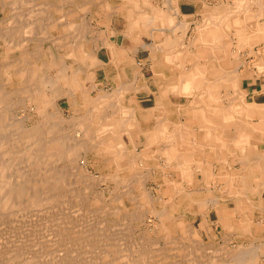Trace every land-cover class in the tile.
<instances>
[{
    "label": "rangeland",
    "instance_id": "rangeland-1",
    "mask_svg": "<svg viewBox=\"0 0 264 264\" xmlns=\"http://www.w3.org/2000/svg\"><path fill=\"white\" fill-rule=\"evenodd\" d=\"M72 1L0 0V264H234L238 257L264 264L262 207L251 203L255 212L235 210L231 218L225 215L224 225L214 214L233 204L237 194L227 196L230 189L213 187L207 197L211 189L195 198L178 193L175 199L164 190L160 172L152 169L157 158L149 165L136 159L147 142L131 150L125 132L123 148L119 140L95 133L104 135L102 124L113 110H94V97L99 91L111 93L117 83L97 69L85 82L88 88L96 86L84 102L63 81L72 70L63 72L57 65L69 59L66 45L75 43L80 28ZM207 1L210 7L220 2ZM202 17H195L188 40L209 21ZM86 21L84 35L92 39L93 26ZM59 23L73 27L65 32L56 27ZM231 36H224L226 42ZM102 46L99 54L108 58ZM85 62L73 67L85 69ZM34 71L40 72L36 81L27 75ZM21 72L26 75L15 76ZM71 93L75 98L68 100ZM119 152L125 165L114 161ZM166 173L173 180L175 172ZM243 218L244 227L237 222Z\"/></svg>",
    "mask_w": 264,
    "mask_h": 264
},
{
    "label": "crops",
    "instance_id": "crops-1",
    "mask_svg": "<svg viewBox=\"0 0 264 264\" xmlns=\"http://www.w3.org/2000/svg\"><path fill=\"white\" fill-rule=\"evenodd\" d=\"M92 1L95 0H73L70 10L77 18H80L81 11V17L89 19L92 26L99 30L101 39L98 40L97 55L102 61L87 70L77 69L71 64L70 76L75 77L77 72L79 82L63 81L72 86L78 100L86 102L91 97L87 94L89 89H93L96 83L88 88L85 82L97 75V69H104L108 77L116 80L117 88L111 93L99 91L94 97V110H113L107 118L112 121L102 124L104 135L95 132L100 135L98 137L119 140L123 148L125 144L121 142V133L125 132L129 136L128 149L131 150L136 149L140 141L147 142L136 159H140L143 165L140 156L144 153L156 157V168L153 170L164 175V179H160L165 181L164 190L169 184L173 196L177 192L179 195L186 194L187 198H195L211 188L212 192L205 193L207 197L214 192L213 187L219 188V192L225 188L230 189L225 191L227 196L232 198L237 193L235 196L238 197L242 191L239 194L250 204L255 203L264 210L261 191L264 190V0H245V6H248L245 12H236L220 25L221 28L224 25L227 27L224 28L228 32L227 37L232 35L231 43L226 42V37L218 30L213 37L207 36L210 30L206 29L189 40L188 35L193 23H197V15H202L204 19L210 15L220 20L237 10V2L242 0H220L214 7H210L207 0H101L105 4L97 8ZM155 31L163 37H155ZM103 44L109 52L108 58L99 54ZM127 44L134 48H127ZM181 72L185 75L196 72L197 75L194 74L191 79L195 84L193 95L183 93ZM124 84L130 87L125 88ZM71 94L66 96L68 100L72 96L75 98ZM208 95L215 99V105L204 101ZM196 96L204 98H200L199 107ZM74 105L75 102L71 108ZM128 109H133V112L128 113ZM216 110L229 112L231 117L219 118ZM212 111H216L215 117L205 120L206 112L211 115ZM122 115L126 120H121ZM212 126L216 129L214 136L206 130ZM106 132H109L108 136H105ZM157 142L161 143L156 145ZM181 153L190 155L191 160L186 163L178 161L177 156ZM162 159L166 160V165L158 162ZM114 161L120 166L125 163L124 155L119 152ZM209 167L210 179L204 175ZM185 170L191 173L187 179L184 177ZM171 171L175 172L173 180L165 174ZM243 171H247L248 175L237 178L238 173ZM225 173L235 177L232 181H223L219 175ZM172 182L179 188L178 191ZM188 187L191 188L189 192Z\"/></svg>",
    "mask_w": 264,
    "mask_h": 264
},
{
    "label": "bare ground",
    "instance_id": "bare-ground-1",
    "mask_svg": "<svg viewBox=\"0 0 264 264\" xmlns=\"http://www.w3.org/2000/svg\"><path fill=\"white\" fill-rule=\"evenodd\" d=\"M86 2V1H85ZM63 3V2H62ZM64 3H68V2H64ZM92 4H94L93 2H91ZM99 2H97V4H98ZM136 3H138V2H136ZM195 3V2H194ZM193 3V4H194ZM238 3V5H237V10H233V13L231 14V15H229V16H226L225 18H222V19H220V20H217V18L216 17H213V16H208L209 17V21L200 29V31H203V30H210V32L209 33H207V36H209V37H213L216 33H215V30H218V31H222V32H220V34H223L224 36H226V35H228L227 34V32H226V30H224V28H227L224 24L226 23L225 21H227V20H229L230 18H231V16H233V15H236L238 12H242V13H244L245 12V7H248V6H245V0H242V1H240V2H237ZM96 4V5H97ZM105 3H103V1L102 2H100L98 5L99 6H101L102 7V5H104ZM252 4V3H251ZM138 5V4H137ZM124 8V7H123ZM250 8V7H249ZM105 9V8H104ZM210 9V8H209ZM1 10V9H0ZM2 11V10H1ZM152 11V10H151ZM176 11V10H175ZM247 11V10H246ZM207 12V11H206ZM209 12H210V10H209ZM214 12V11H213ZM237 12V13H236ZM34 15V14H33ZM72 15V14H71ZM133 15V14H132ZM194 15V14H193ZM217 15V14H216ZM86 16V15H85ZM211 17V18H210ZM191 19H193V18H191ZM85 20H86V18H85ZM61 21V20H60ZM79 21H80V28H79V30H78V33H76L75 34V43H70L69 45H66V46H68V50H66V53L65 54H67L66 56H68L69 57V59L68 58H65V59H68L66 62H63V63H58V65H57V67L59 66V67H61V69H62V71L63 72H65V71H68L67 69H69L70 67H71V64L73 65V64H76L78 61H82V60H85L86 62V65H85V70H87V68H90V67H92L93 65H95V64H97V62L98 61H102L100 58H99V56L97 55V50H98V39H99V37H97V38H95V35H94V33L96 34V33H98L99 32V30H97V28L96 29H93V27L91 28V33H93V36H92V39H87L86 38V36L84 35V33L86 32V23H88L87 21H84V18H79ZM131 21H132V19H131ZM71 23V22H70ZM73 24L75 23L74 21L72 22ZM176 23V22H175ZM190 23V22H189ZM222 23H224L223 25H224V28H221V24ZM73 24L71 25H65V24H63V23H59V25H57L56 27H58V28H63L64 29V31L65 32H69L71 29H72V27H73ZM183 24V23H182ZM112 25V24H111ZM148 25H151V24H148ZM229 25V23L227 24V26ZM175 26V25H174ZM168 27V26H167ZM248 27V26H247ZM123 28V27H122ZM99 29V28H98ZM169 29H171V27L169 28ZM51 30V29H50ZM95 30H97V31H95ZM161 30V29H160ZM46 31V30H45ZM93 31V32H92ZM183 31V30H182ZM42 32V31H41ZM41 32H39V33H41ZM38 33V34H39ZM45 33V32H44ZM28 34V33H27ZM153 34H154V36L155 37H158V35H159V33L158 34H156V31L155 32H153ZM222 35V36H223ZM5 36H7V35H5ZM45 36H47V32H46V34H45ZM160 36V38H162L163 37V34H160L159 35ZM23 37V36H22ZM62 37V36H61ZM65 37V36H64ZM73 37H74V34H73ZM26 38V37H25ZM49 38H51L50 37V35H49ZM59 38V37H58ZM147 38V37H146ZM112 39V38H111ZM182 40V39H181ZM5 43H6V41H4ZM22 42H24V40L22 41ZM170 42V41H169ZM172 42V41H171ZM91 44V45H90ZM24 44H20V46H23ZM104 45V44H103ZM120 45V44H119ZM135 45V44H134ZM161 45H162V43H161ZM89 46H91V48L89 47ZM110 47V46H109ZM139 47V46H138ZM163 47V46H162ZM114 48V47H113ZM124 48V47H123ZM126 48V47H125ZM141 48V47H140ZM158 48V47H157ZM156 48V49H157ZM109 49V48H108ZM52 50V49H51ZM148 50V49H147ZM161 50V49H160ZM56 51V50H55ZM115 51H116V49H115ZM163 51V50H162ZM25 52H26V50H25ZM33 52V51H32ZM54 52V51H53ZM59 52V51H58ZM164 52V51H163ZM166 52V51H165ZM175 52V51H174ZM35 53H36V51H35ZM61 53V52H60ZM150 53V52H149ZM48 54V53H47ZM151 54H152V52H151ZM55 55V54H54ZM59 55V54H58ZM116 55V54H115ZM150 55V54H149ZM131 56V55H130ZM136 56V55H135ZM63 57V55H61V58ZM114 57V56H113ZM117 57V56H116ZM153 57H155V56H153ZM176 57H177V55H176ZM115 58V57H114ZM105 62V61H104ZM121 62V61H120ZM110 63V62H109ZM27 63H25V65H26ZM62 64V65H61ZM65 68H64V67ZM82 66V65H81ZM116 66V65H115ZM155 66V65H154ZM153 66V67H154ZM109 67V66H108ZM108 67H106V68H108ZM99 68V67H98ZM60 69V70H61ZM94 69V68H93ZM34 70V69H33ZM37 70V69H36ZM28 71V70H27ZM38 71V70H37ZM120 72V71H119ZM22 73V72H21ZM39 73L40 72H36V71H34V72H29V73H27V75L28 76H32L33 77V80H35V79H37L38 78V75H39ZM157 73V72H156ZM15 74V73H14ZM13 74V75H14ZM197 75L196 74V72H192L191 74H184L183 72H181V88H182V90H183V93L184 94H191V95H193L195 92V84H193V82H192V77H193V75ZM26 74L25 73H22V75H17V74H15V76H21V77H24ZM75 75V74H74ZM140 76V75H139ZM248 76V75H247ZM76 77V78H75ZM75 77H72V76H68V78H67V80L66 81H75V82H77V84H78V82L79 81H77V79L79 78L78 77V73L76 72V76ZM90 77V76H89ZM238 77V76H237ZM246 77V76H245ZM170 78V77H169ZM176 78V77H175ZM226 78V77H225ZM166 79V78H165ZM36 81V80H35ZM197 81V80H196ZM225 81V80H224ZM83 82V81H82ZM145 83V82H144ZM239 83V82H238ZM84 84V83H83ZM126 84V83H125ZM124 84V85H125ZM127 84H129V83H127ZM177 84V83H176ZM179 84V83H178ZM37 85V84H36ZM121 85V84H120ZM126 87L125 88H129V87H127L128 85H125ZM132 86V85H131ZM135 86V85H134ZM79 87H80V85H79ZM95 87V86H94ZM83 88V87H82ZM238 88V87H237ZM95 89V88H94ZM122 89V88H121ZM130 89H133V87H131ZM81 89L79 88L78 89V92H79V94L81 95V91H80ZM90 90V89H89ZM140 90V89H139ZM24 91V90H23ZM125 91H127V90H125ZM17 92V91H16ZM144 92V91H143ZM133 93V92H132ZM16 94H18V93H16ZM172 94H174V93H172ZM179 94V93H178ZM133 95V94H132ZM129 96V95H128ZM139 96V95H138ZM188 97V96H187ZM85 98V97H84ZM200 98H203V97H201V96H196V101H197V106L199 107V103L200 102H202V99H200ZM100 99H102V98H100ZM186 99V98H185ZM188 99V98H187ZM204 99V98H203ZM230 99V98H229ZM92 100H93V98H92ZM119 100V99H118ZM150 100V99H149ZM181 100H182V97H181ZM180 100V101H181ZM109 101H110V99H109ZM145 101V100H144ZM189 101V100H188ZM204 101H206V102H209V103H212V104H214L215 105V99L212 97V96H210V95H208L206 98H205V100ZM119 102V101H118ZM147 102V101H146ZM150 102V101H149ZM130 103V102H129ZM132 103V102H131ZM152 103V102H151ZM147 104V103H146ZM188 104V103H187ZM220 104V103H219ZM219 104H218V106H219ZM183 105V104H182ZM99 106V105H98ZM136 106V105H135ZM176 107V106H175ZM189 107V106H188ZM6 108V107H5ZM103 108V107H102ZM131 108V107H130ZM181 108V107H180ZM196 109H199V108H196ZM120 110V109H119ZM118 110V111H119ZM149 110V109H148ZM153 110V109H152ZM176 110H177V108H176ZM137 111V110H136ZM216 111H218V110H216ZM216 111H212L211 112V115L209 114V112L207 113L206 112V115H207V117H206V119L205 120H207L209 117L211 118V117H215V115H216ZM169 112V111H168ZM219 112V114H218V116L217 117H219L220 118V116H221V118H223V119H227V118H230L231 116H230V114H229V112L227 113V112H222V111H218ZM119 113V112H118ZM165 114V113H164ZM170 114V113H169ZM183 114V113H182ZM90 115V114H89ZM131 115V114H130ZM135 116V115H134ZM146 116V115H145ZM130 117V116H129ZM136 117V116H135ZM146 118H147V116H146ZM209 118V119H210ZM119 119V118H118ZM117 119V120H118ZM133 119V118H132ZM149 119V118H148ZM156 119V118H155ZM114 120V119H113ZM139 120V119H138ZM109 121H112V120H109ZM132 121H134V120H132ZM122 122V121H121ZM126 123V122H125ZM124 123V124H125ZM128 123V122H127ZM129 123H131V122H129ZM139 123V122H138ZM241 123V122H240ZM140 124V123H139ZM134 125V124H133ZM221 127V126H220ZM205 128H207V127H205ZM126 130V129H125ZM137 130V129H136ZM147 130V129H146ZM179 130V129H178ZM204 130V129H203ZM207 130V132L209 133L210 132V134H212L213 133V136L215 135V127H211V128H208V129H206ZM142 131V130H141ZM205 132V131H204ZM109 133V132H108ZM120 133V132H119ZM127 133H128V131H127ZM191 133V132H190ZM201 133V132H200ZM111 134V133H110ZM118 134V133H117ZM135 134H136V132H135ZM152 134V133H151ZM103 135V134H102ZM115 135V134H114ZM129 135V134H128ZM100 136V135H99ZM113 136V135H112ZM105 137V136H104ZM111 137V136H110ZM129 137V136H128ZM212 137V136H211ZM107 138V137H106ZM215 138V137H214ZM234 138H236L235 136H234ZM144 139V138H143ZM154 139V138H153ZM206 140V139H205ZM193 141V140H192ZM196 141V140H195ZM206 142V141H205ZM137 143V142H136ZM167 145V144H166ZM156 147V146H155ZM226 148V147H225ZM146 149V148H145ZM144 149V150H145ZM156 153V152H155ZM84 154V153H83ZM154 154V153H153ZM251 154H253L252 152H251ZM129 155V154H128ZM180 156H181V158H180ZM189 156L190 155H185V153H181V155H178L177 156V158H178V161H184L185 163L187 162V161H190L191 160V158H189ZM123 158V157H122ZM140 158L142 159V161H143V164H145L146 162V164L147 165H149V164H151V162L153 161V157L151 156V154L149 155L148 153H144L142 156H140ZM241 158V157H240ZM249 158V157H248ZM151 159V160H150ZM182 159V160H181ZM117 160V159H116ZM238 161V160H237ZM177 163V162H176ZM179 163V162H178ZM237 163V162H236ZM240 163V162H239ZM123 164H125V163H123ZM235 164V163H234ZM244 164V163H243ZM252 164V163H251ZM194 166V165H193ZM251 166H253V165H251ZM152 168V167H151ZM152 169H154V168H152ZM152 171V170H151ZM181 171V170H180ZM186 171V170H185ZM209 171V172H208ZM187 173H184V177L187 179V178H189V176L191 175V173H189V171H186ZM196 173V172H195ZM210 173H211V168L209 167L208 168V170L206 171V174H204L205 176H206V178H209L210 179ZM167 174V173H166ZM250 174V173H249ZM160 175H161V177H158L159 179H164V175L163 174H161L160 173ZM248 175V173H247V171H243V173H242V176L243 177H245V176H247ZM194 177H196V176H194ZM219 177L220 178H222L223 179V181H229V180H231L232 181V179H233V177H235V176H233V175H231L230 177H229V175H227L226 173L225 174H223V175H219ZM149 179V178H148ZM166 181H168V180H166ZM237 184V183H236ZM243 185V184H242ZM186 186V185H185ZM199 186V185H198ZM239 187V186H238ZM241 187V186H240ZM183 188V187H182ZM185 189V188H184ZM208 189H211V188H208ZM254 189V188H253ZM171 190H172V188L170 187V185L168 184L167 185V187H166V192L167 193H171ZM183 190V189H182ZM194 190V189H193ZM196 190V189H195ZM181 191V190H180ZM204 191V190H203ZM262 191V195H264V190H261ZM176 194V193H175ZM237 194V193H236ZM177 195V194H176ZM189 195V194H188ZM175 196V195H174ZM11 197H13V195L11 196ZM213 197H215V195L213 196ZM212 197V198H213ZM219 199V198H218ZM234 199H236V200H232L233 201V204H229V205H227L226 207L225 206H221L217 211H216V213L214 214L215 215V218H217V219H219L224 225H225V220H227V218H226V216L225 215H228L229 217H230V214L232 215L234 212H235V210H240V212H244V211H251V212H255V210H253L254 208L252 207V206H250L249 204H250V202L247 200V198H244V197H235ZM263 199V198H262ZM160 200V199H159ZM187 201V200H186ZM190 201V200H189ZM201 201V200H200ZM188 203V202H187ZM204 203V202H203ZM202 204V203H201ZM3 205H5V204H3ZM169 205H171V204H169ZM4 208V207H3ZM209 209V208H208ZM165 214V213H164ZM249 215V214H248ZM241 216V215H240ZM214 218V217H213ZM231 218V217H230ZM208 220V219H207ZM218 220V221H219ZM206 221V220H205ZM246 220H245V218H243L242 220H240V221H237L238 222V224H239V226H242V227H244V223L243 222H245ZM251 223L253 224V222L251 221ZM250 223V224H251ZM251 224V225H252ZM235 226H236V224H235ZM253 226V225H252ZM259 227H261V225H258ZM245 227H248V229H251V226H248V224L245 226ZM259 227H255L254 226V229L255 228H259ZM190 230H191V228H190ZM242 245V244H241ZM142 257V256H141ZM235 257V256H234ZM259 257V256H258ZM237 257H235V259H236ZM246 258V257H245ZM254 258V257H253ZM235 261V263L234 264H252L249 260H246V259H243V258H237L236 260H234ZM65 263V262H64Z\"/></svg>",
    "mask_w": 264,
    "mask_h": 264
}]
</instances>
